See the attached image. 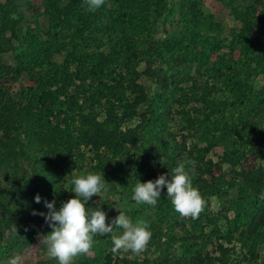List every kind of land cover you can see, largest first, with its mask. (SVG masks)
<instances>
[{
  "label": "trees",
  "instance_id": "obj_1",
  "mask_svg": "<svg viewBox=\"0 0 264 264\" xmlns=\"http://www.w3.org/2000/svg\"><path fill=\"white\" fill-rule=\"evenodd\" d=\"M217 1L242 27L212 61L223 47L221 26L203 13L202 0H179L184 33L164 39L157 25L168 0H106L95 12L86 11L84 0H45L42 7L0 0L4 264L52 231L44 201H55L59 210L75 197L66 185L73 171L105 175V185L130 201L138 182L162 174L171 179L180 164L205 201L196 218L176 212L165 187L144 214L151 231L145 251L113 253L111 234L97 235L91 251L72 264H264V83L254 87L255 77L264 75V0ZM24 7L34 26L21 14ZM25 73L28 79L14 91ZM174 109L180 130L169 125ZM217 148L222 151L213 159ZM211 196L220 201L217 214L210 211ZM98 200L93 196L88 207ZM203 220L213 226L211 250L197 241ZM186 222L191 230L177 236L175 228ZM152 246L157 255L149 254ZM33 264L58 261L50 256Z\"/></svg>",
  "mask_w": 264,
  "mask_h": 264
},
{
  "label": "clouds",
  "instance_id": "obj_2",
  "mask_svg": "<svg viewBox=\"0 0 264 264\" xmlns=\"http://www.w3.org/2000/svg\"><path fill=\"white\" fill-rule=\"evenodd\" d=\"M105 2L106 0H84V5L86 11L95 12ZM160 162L162 165L165 164L162 156ZM104 181L105 175L81 174L71 181L73 185L71 191L75 193V197L64 202L59 210H56L55 201H44L49 209L45 220L52 231L47 235H41L40 242L47 246L48 255L56 259L58 264H72L77 256L88 254L97 235L111 234L113 253L124 251L140 255L146 250L151 239L147 222L143 220L133 222L131 217L120 211L111 223H107L106 212L100 207H88L92 197H99L105 189ZM165 187L167 198L182 217L196 218L203 211L205 201L199 190L193 186L184 164L171 170V179H168L167 174H162L154 181L138 182L133 189L132 198L137 204L155 206ZM41 199L37 194L35 202L40 203ZM35 214L37 213L33 212V215ZM114 229H122L123 232L117 234ZM11 232L18 233L16 224L12 226ZM10 264H23L22 257L12 258Z\"/></svg>",
  "mask_w": 264,
  "mask_h": 264
},
{
  "label": "rangeland",
  "instance_id": "obj_3",
  "mask_svg": "<svg viewBox=\"0 0 264 264\" xmlns=\"http://www.w3.org/2000/svg\"><path fill=\"white\" fill-rule=\"evenodd\" d=\"M5 1V0H1ZM33 5L37 7H42L45 3V0H29ZM178 5L179 0H168V6L165 11V14L163 18L159 19V23L157 25V35L160 39H164L166 37H171L173 35H181L184 33L183 25L179 23V17H178ZM246 5V4H245ZM202 11L205 15L211 16L215 22H219L221 26V30L218 32V39L222 41L223 47L221 50L216 52L212 56V61H216L218 57L226 53L228 51L227 44L231 40L232 36L236 34L240 28L242 27V24L240 21L236 20L233 15L230 12V9L227 5L217 1V0H202ZM21 14L24 16L25 20H27L28 24L34 26L32 24L33 16L31 14V10L24 7L21 9ZM168 16V18L165 19V16ZM14 18L18 19L17 15H14ZM165 19V21H164ZM27 26L25 22H23V27ZM12 55H5V59H7L11 64L13 63V59L11 57ZM62 56L58 58V61H61ZM144 68V67H142ZM190 73L193 76H197V72L194 71V69L190 70ZM28 79V75L25 73L22 75V77L18 80V82L14 85V91H18L19 86L21 83H24ZM146 84L149 83L147 80H143ZM185 83V82H184ZM264 83V75L259 74L255 77L254 80V87L260 88L261 85ZM190 84V83H187ZM185 86V85H184ZM193 105L200 106V102H194ZM173 114L170 116V127L174 128L175 130L181 129V116L177 114V109L172 110ZM192 141V137H189L188 143ZM222 151L221 148H217L215 150V153H210V157L213 159H217L216 153H220ZM82 173L78 172L77 170L73 171L71 178L66 182V185L68 186L69 190L68 192L75 194L72 190L73 185L71 181L75 178L80 176ZM87 174V173H86ZM133 197V196H132ZM131 197L130 201L127 199H124V196L120 195L119 192H113V190L110 188V185H105V189L101 192L99 196V203L96 207H100L101 210L107 213V222H112V220L117 217L121 212L129 213L132 215L133 222H136L137 220H145L144 214L146 212H149V214L153 211V209L147 205V204H137L136 201ZM208 201L210 203V211L213 214H217V212L221 209L220 201L217 199V197L211 196L208 198ZM95 207V208H96ZM128 215V214H126ZM129 216V215H128ZM154 218V216H151ZM225 220L221 218L219 224L223 226V229H225L224 226ZM202 226V230L204 231L203 237L199 238L198 243L199 246L204 247L206 250H211L212 245L211 241H215V238L211 232L212 225L207 222L206 220L201 221L200 223ZM150 227V225H149ZM167 228L166 220L162 223V230L165 231ZM191 230V226L189 223L186 222V225L181 228H175V232L177 233V236H183L185 235V231ZM210 234V236H208ZM41 237V236H40ZM40 237L32 244L31 247L23 250L21 253H16L11 256V259L20 256L22 257L23 264H33L38 259H47L50 257L46 250L42 248V245L44 243L40 242ZM181 239V238H180ZM179 241L176 243L175 247L173 248V251H175L177 254H180L182 251L181 245L182 242ZM159 251L156 250L154 246L149 248V254L157 255ZM0 264H4L0 260Z\"/></svg>",
  "mask_w": 264,
  "mask_h": 264
}]
</instances>
